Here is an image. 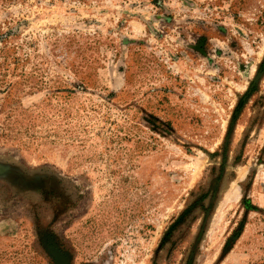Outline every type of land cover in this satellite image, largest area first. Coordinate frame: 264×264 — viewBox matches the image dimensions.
Here are the masks:
<instances>
[{"label": "rangeland", "instance_id": "374dc122", "mask_svg": "<svg viewBox=\"0 0 264 264\" xmlns=\"http://www.w3.org/2000/svg\"><path fill=\"white\" fill-rule=\"evenodd\" d=\"M0 264H264V0H0Z\"/></svg>", "mask_w": 264, "mask_h": 264}]
</instances>
